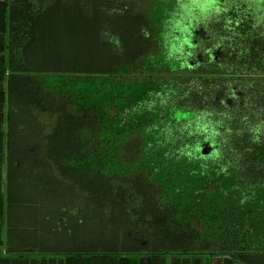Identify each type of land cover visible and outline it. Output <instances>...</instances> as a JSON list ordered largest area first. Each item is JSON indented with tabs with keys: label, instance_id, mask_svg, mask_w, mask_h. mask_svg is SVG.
<instances>
[{
	"label": "trees",
	"instance_id": "obj_1",
	"mask_svg": "<svg viewBox=\"0 0 264 264\" xmlns=\"http://www.w3.org/2000/svg\"><path fill=\"white\" fill-rule=\"evenodd\" d=\"M182 1L0 0L15 174L55 234L71 205L150 264H264V0Z\"/></svg>",
	"mask_w": 264,
	"mask_h": 264
},
{
	"label": "crops",
	"instance_id": "obj_2",
	"mask_svg": "<svg viewBox=\"0 0 264 264\" xmlns=\"http://www.w3.org/2000/svg\"><path fill=\"white\" fill-rule=\"evenodd\" d=\"M5 53L0 51V61L4 60ZM10 72L9 69L6 71V81L2 85L7 100L2 105L0 102V264H83L84 261L89 264H130V258L141 256L140 264H150L145 254L121 249L122 241L113 244L110 239L122 237L120 232L123 230L115 231L116 226H110L115 221L113 215H99L88 232L81 224L71 223L66 227L68 222L65 218L75 222L76 217L81 218L78 214L85 217L83 211L72 210L73 207L68 205L63 210L65 215L60 218L55 234L54 192L36 186L21 188L22 180L15 174L20 162L11 155L8 138L11 129L10 100L13 98L9 92ZM13 110L17 111L14 107ZM177 262L172 258L163 264ZM217 263L222 264V260L215 258L202 262Z\"/></svg>",
	"mask_w": 264,
	"mask_h": 264
},
{
	"label": "rangeland",
	"instance_id": "obj_3",
	"mask_svg": "<svg viewBox=\"0 0 264 264\" xmlns=\"http://www.w3.org/2000/svg\"><path fill=\"white\" fill-rule=\"evenodd\" d=\"M199 1V0H198ZM212 2V3H215V0H209V2ZM206 2L208 3V0H206ZM181 3H184L182 0H181ZM56 213V212H55Z\"/></svg>",
	"mask_w": 264,
	"mask_h": 264
}]
</instances>
